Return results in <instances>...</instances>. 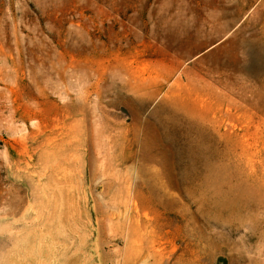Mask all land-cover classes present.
I'll return each mask as SVG.
<instances>
[{
	"label": "rangeland",
	"instance_id": "1",
	"mask_svg": "<svg viewBox=\"0 0 264 264\" xmlns=\"http://www.w3.org/2000/svg\"><path fill=\"white\" fill-rule=\"evenodd\" d=\"M261 263L264 0H0V264Z\"/></svg>",
	"mask_w": 264,
	"mask_h": 264
},
{
	"label": "bare ground",
	"instance_id": "2",
	"mask_svg": "<svg viewBox=\"0 0 264 264\" xmlns=\"http://www.w3.org/2000/svg\"><path fill=\"white\" fill-rule=\"evenodd\" d=\"M259 253V252H258ZM242 257V256H241ZM261 261V260H260ZM262 264V263H261Z\"/></svg>",
	"mask_w": 264,
	"mask_h": 264
}]
</instances>
